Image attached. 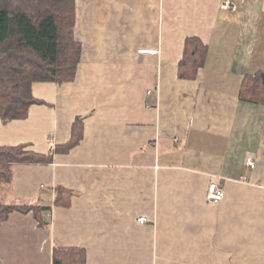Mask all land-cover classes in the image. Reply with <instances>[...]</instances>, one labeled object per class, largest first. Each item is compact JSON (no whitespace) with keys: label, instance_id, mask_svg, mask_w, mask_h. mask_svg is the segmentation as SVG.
Returning a JSON list of instances; mask_svg holds the SVG:
<instances>
[{"label":"crops","instance_id":"crops-1","mask_svg":"<svg viewBox=\"0 0 264 264\" xmlns=\"http://www.w3.org/2000/svg\"><path fill=\"white\" fill-rule=\"evenodd\" d=\"M225 1L76 0L75 78L34 82L46 103L0 118V145L53 152L16 164L6 197L51 206V227L13 211L0 264H53L55 246L83 248L86 264H264V97H242L264 71V0ZM191 36L207 50L184 78ZM79 117L77 143L57 152ZM212 181L226 191L219 203Z\"/></svg>","mask_w":264,"mask_h":264},{"label":"trees","instance_id":"trees-1","mask_svg":"<svg viewBox=\"0 0 264 264\" xmlns=\"http://www.w3.org/2000/svg\"><path fill=\"white\" fill-rule=\"evenodd\" d=\"M76 0H0V117L3 121L23 119L33 104L46 101L33 95L34 82L64 83L75 78L82 57V43L75 37ZM207 46L196 36L186 39L185 58L180 75H196ZM188 64V65H186ZM264 94V71L248 76L242 97L258 102ZM82 118L73 123L74 138L59 144L57 152L74 147L80 135ZM53 161V152L44 154L29 149L27 144L0 145V224L13 211H33L41 226L51 227L45 212L51 206L6 202L14 185L16 164ZM58 187L56 203H67ZM53 264H86V252L74 246H55Z\"/></svg>","mask_w":264,"mask_h":264},{"label":"built area","instance_id":"built-area-1","mask_svg":"<svg viewBox=\"0 0 264 264\" xmlns=\"http://www.w3.org/2000/svg\"><path fill=\"white\" fill-rule=\"evenodd\" d=\"M233 6V4L229 1L226 0L225 2H223L222 7L224 8H228ZM234 7V6H233ZM144 53H152L155 54L158 52V50L156 49H151V50H142ZM247 164L248 166H250L251 168H255V160L252 157H249L247 159ZM225 188L224 186L218 182V181H212L209 184L208 187V191H207V199L212 202V203H219L220 201H222L225 197ZM49 215V214H48ZM139 221L141 223H145V222H149L150 218L146 217V216H142L139 218Z\"/></svg>","mask_w":264,"mask_h":264},{"label":"rangeland","instance_id":"rangeland-1","mask_svg":"<svg viewBox=\"0 0 264 264\" xmlns=\"http://www.w3.org/2000/svg\"><path fill=\"white\" fill-rule=\"evenodd\" d=\"M262 97H264V94L262 95ZM1 118V117H0ZM24 119V118H23Z\"/></svg>","mask_w":264,"mask_h":264}]
</instances>
